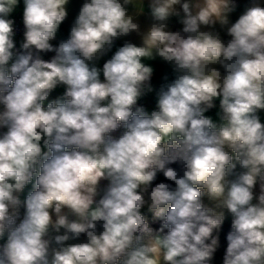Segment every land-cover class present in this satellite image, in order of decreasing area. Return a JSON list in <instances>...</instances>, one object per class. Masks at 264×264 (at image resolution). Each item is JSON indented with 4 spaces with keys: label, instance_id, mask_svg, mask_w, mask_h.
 <instances>
[{
    "label": "clouds",
    "instance_id": "obj_1",
    "mask_svg": "<svg viewBox=\"0 0 264 264\" xmlns=\"http://www.w3.org/2000/svg\"><path fill=\"white\" fill-rule=\"evenodd\" d=\"M71 3L0 0V264H264V0Z\"/></svg>",
    "mask_w": 264,
    "mask_h": 264
},
{
    "label": "crops",
    "instance_id": "obj_2",
    "mask_svg": "<svg viewBox=\"0 0 264 264\" xmlns=\"http://www.w3.org/2000/svg\"><path fill=\"white\" fill-rule=\"evenodd\" d=\"M80 3H82V0H72V3L70 5V17H69V21H67L64 25H62V28H61V35H65L67 34V31H68V28H69V24L71 22V19L74 18L77 10H78V7L80 5ZM236 17L234 16L233 17V20L235 19ZM17 41L19 42L21 38H16ZM154 63V67L156 68V74L154 76V79H153V83L154 84H159L160 83V80H161V75L164 73V72H167V71H170V69L168 68L167 65H165L164 63L160 62L159 60L153 62ZM59 91H62V89H60ZM150 105H153V102H152V98L149 97L148 101H147ZM211 115H214V112L212 113H209Z\"/></svg>",
    "mask_w": 264,
    "mask_h": 264
},
{
    "label": "trees",
    "instance_id": "obj_3",
    "mask_svg": "<svg viewBox=\"0 0 264 264\" xmlns=\"http://www.w3.org/2000/svg\"><path fill=\"white\" fill-rule=\"evenodd\" d=\"M48 55H51V54H48ZM45 58H48V57L45 56ZM161 179H162V177H161ZM228 228H229V224L226 223L225 226H224V232H226V231L228 230ZM221 240H222V243H224L223 235H222V237H221ZM221 255H222V249H221V252L218 253V255H217V260H218V261L220 260Z\"/></svg>",
    "mask_w": 264,
    "mask_h": 264
},
{
    "label": "built area",
    "instance_id": "obj_4",
    "mask_svg": "<svg viewBox=\"0 0 264 264\" xmlns=\"http://www.w3.org/2000/svg\"><path fill=\"white\" fill-rule=\"evenodd\" d=\"M16 19H17V22H18V24L20 23V15H19V13L17 14V16H16ZM16 38H22L21 37V35H18ZM148 103V102H147ZM148 106L149 107H152L153 105H150L149 103H148Z\"/></svg>",
    "mask_w": 264,
    "mask_h": 264
}]
</instances>
